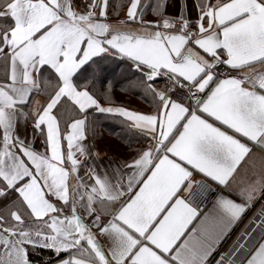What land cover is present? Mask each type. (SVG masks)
<instances>
[{
	"label": "snow or ice",
	"instance_id": "obj_1",
	"mask_svg": "<svg viewBox=\"0 0 264 264\" xmlns=\"http://www.w3.org/2000/svg\"><path fill=\"white\" fill-rule=\"evenodd\" d=\"M169 6L0 0V264H264V0Z\"/></svg>",
	"mask_w": 264,
	"mask_h": 264
},
{
	"label": "crops",
	"instance_id": "obj_2",
	"mask_svg": "<svg viewBox=\"0 0 264 264\" xmlns=\"http://www.w3.org/2000/svg\"><path fill=\"white\" fill-rule=\"evenodd\" d=\"M182 3H183V0H169V5H170L168 9L169 12L173 14L178 12L179 10L178 6L179 4H182ZM147 18L149 19L152 18L150 13L148 14ZM125 91H130V90H125ZM112 95H114V92H112ZM114 99L117 104H122L123 102L121 100H119L120 102H118L117 98H114ZM95 128L97 132V136L95 138V144H96L97 150L101 151L102 153L107 152L110 156L111 155H121L124 158H127L128 156L131 155V150L127 148L126 142L122 141L119 138L121 129L119 126V122L117 120H112L102 115H98L95 121ZM37 144H39L38 140H37ZM106 146H109V147H106ZM210 207H211V201L206 206V208L203 210L207 211V209ZM251 214H252L251 212L248 213L249 216ZM242 226L243 225H241V227Z\"/></svg>",
	"mask_w": 264,
	"mask_h": 264
},
{
	"label": "trees",
	"instance_id": "obj_3",
	"mask_svg": "<svg viewBox=\"0 0 264 264\" xmlns=\"http://www.w3.org/2000/svg\"><path fill=\"white\" fill-rule=\"evenodd\" d=\"M111 67L116 68V71L118 73V75L116 76V78L113 79V92L114 94L116 93H121L123 95L126 96V98H132L134 100H137V104H140L142 106H148L147 103H145V101L141 98L139 92L135 91V90H130V91H125V89L127 88V85L124 83L123 78L119 75L120 73V69L118 67H116L115 65H112ZM117 95V94H116ZM135 103H131V106H133ZM109 147V146H106ZM119 147V145H118Z\"/></svg>",
	"mask_w": 264,
	"mask_h": 264
},
{
	"label": "built area",
	"instance_id": "obj_4",
	"mask_svg": "<svg viewBox=\"0 0 264 264\" xmlns=\"http://www.w3.org/2000/svg\"><path fill=\"white\" fill-rule=\"evenodd\" d=\"M212 196H213V193L211 190H209L207 193V198H204L199 194V190L197 189L194 191L193 202L194 204L198 205L202 209H205L206 206L210 203Z\"/></svg>",
	"mask_w": 264,
	"mask_h": 264
},
{
	"label": "rangeland",
	"instance_id": "obj_5",
	"mask_svg": "<svg viewBox=\"0 0 264 264\" xmlns=\"http://www.w3.org/2000/svg\"><path fill=\"white\" fill-rule=\"evenodd\" d=\"M117 94V95H116ZM116 94H114V95H112L114 98H117V100H118V102H120L119 100H121V101H123L122 102V104H124V105H127V106H130V107H133V108H140V109H147L148 107H149V105L148 106H142V105H140V104H137V100H134V99H132V98H126V96L125 95H123V94H121V93H116ZM113 98V99H114ZM123 98H124V100H123ZM115 100V99H114ZM116 100V101H117ZM131 103H135L133 106H131Z\"/></svg>",
	"mask_w": 264,
	"mask_h": 264
}]
</instances>
